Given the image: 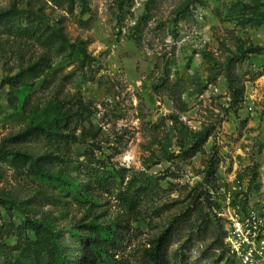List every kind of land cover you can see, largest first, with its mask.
Segmentation results:
<instances>
[{"label": "rangeland", "instance_id": "374dc122", "mask_svg": "<svg viewBox=\"0 0 264 264\" xmlns=\"http://www.w3.org/2000/svg\"><path fill=\"white\" fill-rule=\"evenodd\" d=\"M11 9L59 28L69 47L32 85H13L43 51L0 30V150L31 130L24 149L45 151L41 125L65 136L43 174L0 160V264L34 239L27 221L69 247L67 264H79L78 226L123 221L115 259L143 264L174 218L166 264H229L218 262L224 225L203 224L200 204L206 192L216 205L224 192L264 194V0H0ZM180 140L200 151L168 158ZM89 169L151 191L127 211L85 188Z\"/></svg>", "mask_w": 264, "mask_h": 264}, {"label": "trees", "instance_id": "16d2710c", "mask_svg": "<svg viewBox=\"0 0 264 264\" xmlns=\"http://www.w3.org/2000/svg\"><path fill=\"white\" fill-rule=\"evenodd\" d=\"M0 30L4 32L5 35L14 39L35 44L43 51V54L34 63L28 65L23 71L16 75L13 85L22 83L29 84V86L32 85L35 80L43 77L45 71L50 68L52 56H61L68 52L69 45L59 28L55 30L51 29L48 25L37 22L29 15H24L15 9L0 11ZM256 50L259 51L260 49L257 48ZM175 104L179 113L184 112L185 105L181 103L179 97L175 100ZM37 129L40 130V136H42L47 144L45 151L36 154L27 152L26 149H24L26 138L30 135L31 130L9 138L6 141L7 146L0 150V160L3 159V155L9 157L10 169L14 170L16 173L25 172L28 174L32 172L43 174L40 168L46 166L52 157V152L50 153L48 151V147L50 148L51 145L53 147V144H58V141L65 137L60 132H51L45 125H41V127ZM178 144L179 154L167 156L168 158H177V156H179L182 157L183 160H187L200 151V146L195 145V143H188L185 149V142L180 140ZM84 174L86 180L85 188L87 190H92L94 188V190L98 189L107 191V193L110 194H116L119 205L127 211L138 208L142 201L147 199L151 191L149 186H137L133 182L126 183L124 188L120 186L115 187L113 176H100L95 169H89ZM117 176L120 181L123 180L122 175L118 174ZM199 196L200 194L194 201L197 200ZM203 202V204H200V211L206 208L208 209V213L203 216L204 220H202V223L207 224L209 223V217L213 218L215 227L218 228V231H222L223 227L221 225V220L212 212L216 204L210 201V196L207 192ZM122 222L123 221H114L108 226L104 225L98 227L92 224L78 226L79 233L76 234L77 241L75 242L76 246L78 244L76 257H79V259L77 262L79 264H93L97 256L99 258H108L113 264H123L115 259L116 253L119 252L121 250L120 248L123 246L122 230L124 226ZM170 223V230L160 233L156 239L152 241L151 247L143 251V264H166L168 262L166 259V247L171 240L172 231L176 229L179 221H177V218H174ZM27 224L25 230L28 229L32 231L34 239H27L26 237L17 255L12 258H6L5 264H67L66 253L69 247L64 246L54 234L46 232L36 223L27 221ZM219 240L222 250L218 262L223 261V257L226 255L228 256L226 261H228L229 264H233L228 249L224 244V230L222 238L220 237ZM1 246L2 244H0V247Z\"/></svg>", "mask_w": 264, "mask_h": 264}, {"label": "built area", "instance_id": "2783aa9c", "mask_svg": "<svg viewBox=\"0 0 264 264\" xmlns=\"http://www.w3.org/2000/svg\"><path fill=\"white\" fill-rule=\"evenodd\" d=\"M212 212L224 225L233 264H264V194L244 198L224 192Z\"/></svg>", "mask_w": 264, "mask_h": 264}]
</instances>
